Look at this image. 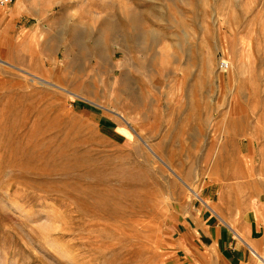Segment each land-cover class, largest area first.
<instances>
[{
	"label": "rangeland",
	"instance_id": "374dc122",
	"mask_svg": "<svg viewBox=\"0 0 264 264\" xmlns=\"http://www.w3.org/2000/svg\"><path fill=\"white\" fill-rule=\"evenodd\" d=\"M5 35L0 264H180L184 201L260 198L228 172L264 176V0H60Z\"/></svg>",
	"mask_w": 264,
	"mask_h": 264
},
{
	"label": "crops",
	"instance_id": "0c3cea01",
	"mask_svg": "<svg viewBox=\"0 0 264 264\" xmlns=\"http://www.w3.org/2000/svg\"><path fill=\"white\" fill-rule=\"evenodd\" d=\"M58 2L60 0H16L11 7L0 8V39L5 36L3 45L7 42L6 23L45 21L51 8ZM243 156L248 159L255 154L249 149ZM251 167L244 166L243 163L233 167L228 172L232 182L229 187L233 192L244 191L249 200L260 193V200L249 201L250 205H245L244 209L238 211L241 216L232 217L229 224L206 205L215 197L212 185L201 189L204 202L200 200L201 203L197 204L184 201L180 210H174L170 219L172 239L166 248L178 256L175 259L177 262L260 264V257H264V176L253 172L255 169ZM253 173L257 176L252 175ZM256 185L262 187L258 188ZM253 186L256 187L252 188ZM253 191L254 195L251 194Z\"/></svg>",
	"mask_w": 264,
	"mask_h": 264
},
{
	"label": "built area",
	"instance_id": "2783aa9c",
	"mask_svg": "<svg viewBox=\"0 0 264 264\" xmlns=\"http://www.w3.org/2000/svg\"><path fill=\"white\" fill-rule=\"evenodd\" d=\"M15 0H0V8L7 7L11 4H13ZM229 68V64L225 61H221L219 65L220 71H227Z\"/></svg>",
	"mask_w": 264,
	"mask_h": 264
},
{
	"label": "bare ground",
	"instance_id": "6f19581e",
	"mask_svg": "<svg viewBox=\"0 0 264 264\" xmlns=\"http://www.w3.org/2000/svg\"><path fill=\"white\" fill-rule=\"evenodd\" d=\"M7 38H8V37H7ZM9 41H10V40H9ZM9 41H8V39H7V42H6L7 44H6V45L9 44V43H8ZM11 43H12V42H11ZM11 43H10V45H11ZM12 44H13V43H12ZM0 62H2V61H0ZM33 78H34V77H33ZM121 117H122V116H121ZM124 120H125V119H124ZM147 148H148L149 151L153 154V152L151 151V149H150L149 147H147ZM192 194H193V197H194V198L199 199V198H198V195H197L196 192L193 191ZM256 195H257V194H256ZM209 208H210V207H209ZM210 209H211V208H210ZM211 210H212V209H211ZM212 212H214V211L212 210ZM224 222H225V221H224ZM226 224H227V223H226ZM234 228H235V227H234ZM260 263H261V264H264V258L260 257Z\"/></svg>",
	"mask_w": 264,
	"mask_h": 264
}]
</instances>
